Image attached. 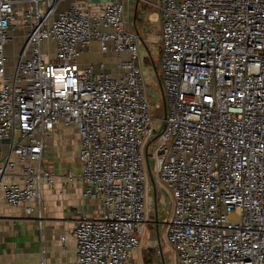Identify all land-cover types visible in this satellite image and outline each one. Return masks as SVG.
Wrapping results in <instances>:
<instances>
[{"label": "built area", "instance_id": "obj_1", "mask_svg": "<svg viewBox=\"0 0 264 264\" xmlns=\"http://www.w3.org/2000/svg\"><path fill=\"white\" fill-rule=\"evenodd\" d=\"M92 1L0 0V144L10 143L0 190L13 208L37 201L41 220L42 188L56 182L43 166L49 141L58 126L76 130L82 196L103 208L75 223L76 263L137 264L156 118L124 0ZM150 4L167 116L148 153L171 198L176 264H264V0ZM15 37L24 46L10 73ZM94 43L115 73L81 66ZM19 166L21 181H9Z\"/></svg>", "mask_w": 264, "mask_h": 264}, {"label": "crops", "instance_id": "obj_2", "mask_svg": "<svg viewBox=\"0 0 264 264\" xmlns=\"http://www.w3.org/2000/svg\"><path fill=\"white\" fill-rule=\"evenodd\" d=\"M154 1L124 0L127 21L131 30L134 28L135 31L144 30L146 32L150 26L159 23L160 13L150 4ZM96 2L92 1V6ZM67 7L68 3L62 4L60 11L65 10ZM95 48L99 52L98 45L94 43L92 53L89 56L93 55ZM101 55V59H103L101 61L93 59L85 61L84 56L86 55H84L81 59V66L103 62L106 64L108 72H114L113 54ZM66 131L71 134L69 141H66L61 136ZM73 135L78 138L77 144H71L70 142ZM58 137L61 138L58 139ZM49 144L51 146L49 147L48 145V149L45 152L43 166L55 175L56 182L54 189L47 185L42 188L41 220L37 214L40 206L37 201L13 208L4 200L3 192L0 190V264H77L76 243L73 237L75 223L82 217L99 219L102 216L101 201L82 196L86 187L79 182L81 175L79 162L80 139L77 131H70L63 126H58ZM9 145L8 141L0 144V161L8 153ZM66 146L70 149L74 148L75 151L77 150L75 152V167L71 170L74 174L73 181L69 180L68 171L59 172L56 169V163H50L51 158L55 155L54 149ZM21 179V166L9 173V181L20 182ZM28 207L34 208V213L30 216L26 213V208ZM157 221L158 216L156 214ZM155 228L158 231V225ZM62 237H66V248L61 241ZM146 244H143V250L141 244V248L133 254L137 264H147L148 252L145 249ZM160 248L162 249V246ZM140 250H142V253ZM173 264H176L174 252Z\"/></svg>", "mask_w": 264, "mask_h": 264}, {"label": "rangeland", "instance_id": "obj_3", "mask_svg": "<svg viewBox=\"0 0 264 264\" xmlns=\"http://www.w3.org/2000/svg\"><path fill=\"white\" fill-rule=\"evenodd\" d=\"M159 23L150 26L145 32L144 30L133 31L139 35V64L144 76L145 85L148 91V97L152 105V114L156 118L155 131L156 134L162 129L165 119V104L162 98V88L159 82V74L161 75V58H160V43L159 36L160 31L158 28ZM24 41L15 37L7 46V56L9 59L8 66L11 73L14 69L16 61L23 49ZM100 51L94 49L92 56L86 54L84 60L90 59L101 61L103 59ZM108 62V61H106ZM156 95V96H155ZM74 131V130H73ZM71 134L64 132L61 136L67 141ZM61 137H58L60 139ZM71 144H77L78 138L73 135L71 138ZM51 145L49 144V147ZM155 146V145H153ZM152 149V148H151ZM150 149V150H151ZM54 157L51 162L56 163V169L59 172L68 171L70 173L75 167V149H70L68 146L62 148L57 147L54 149ZM150 167L152 170V177L150 178L147 196V224L145 225V235L143 237V244L147 253V264H173V250L166 241V226L171 216V198L167 194V191L161 185L154 163L150 160ZM67 173V174H69ZM154 181V183H152ZM157 196V197H156ZM156 214L158 221L156 222ZM158 225V231L155 228ZM162 246V249L160 248ZM161 249V250H160ZM142 250L140 252L142 253ZM138 253V252H137ZM139 254V253H138ZM141 256V254H140Z\"/></svg>", "mask_w": 264, "mask_h": 264}, {"label": "water", "instance_id": "obj_4", "mask_svg": "<svg viewBox=\"0 0 264 264\" xmlns=\"http://www.w3.org/2000/svg\"><path fill=\"white\" fill-rule=\"evenodd\" d=\"M166 116H167V109L165 107V119H166ZM165 122L163 123V126H162V129L160 130V132L158 134L155 135V137L153 138V140L149 143V145L146 147V156H145V162H146V167L147 169L150 171L151 170V167H150V154L148 153V148L149 146L155 141L158 139L160 133L165 129ZM151 179H153V177L151 176Z\"/></svg>", "mask_w": 264, "mask_h": 264}, {"label": "trees", "instance_id": "obj_5", "mask_svg": "<svg viewBox=\"0 0 264 264\" xmlns=\"http://www.w3.org/2000/svg\"><path fill=\"white\" fill-rule=\"evenodd\" d=\"M159 78H160V74H159Z\"/></svg>", "mask_w": 264, "mask_h": 264}]
</instances>
